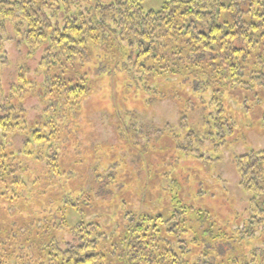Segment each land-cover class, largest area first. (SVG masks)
I'll list each match as a JSON object with an SVG mask.
<instances>
[{
    "label": "trees",
    "instance_id": "16d2710c",
    "mask_svg": "<svg viewBox=\"0 0 264 264\" xmlns=\"http://www.w3.org/2000/svg\"><path fill=\"white\" fill-rule=\"evenodd\" d=\"M143 2L0 0V54L8 22L16 38L22 39L28 55L42 46L41 98L43 103H49L43 110V122L29 126L15 112L11 101L14 93L6 96L0 80V204L4 214L8 213L10 204L24 217L28 215L26 205H32L28 197L33 193L22 194L25 189L22 175L27 173V165L21 156L45 161L42 181L51 178V173L57 174L58 145L64 126L75 123L81 109L80 97L92 88L80 71L83 65L94 73L101 70L107 76L123 77V88L128 93L134 89L142 102L147 103L155 96L162 98L166 93L161 87L176 78L181 87L172 89L173 97L188 95L185 104L197 97V102L205 103L210 109L208 134L217 145L233 131L225 116L227 105H223L221 99L227 87L264 96V0H163L158 11H145ZM71 3L75 12L65 14L62 28L52 24L43 10L44 6H49L55 12L63 9L66 13ZM80 6H84L85 12L80 11ZM106 14L110 16L109 24L103 20ZM208 92L212 94L206 101L204 96ZM17 134L25 136L19 153L7 150L6 146ZM187 138L186 146H181L178 138H174L176 149L184 153L192 151L191 141L196 138L193 131H189ZM235 165L241 189L253 195L249 202L250 217L244 222L243 232L238 233L244 235L243 239L255 240L263 247L244 249L233 260L223 262L225 258L221 264H264V150H251L238 156ZM38 180L33 178L32 185ZM57 216L58 213L46 216L42 211V215L29 220L25 231L33 228L48 235L57 225L49 219H58ZM172 217H176V213ZM202 218L203 215L198 217ZM38 221L42 222L41 227L37 226ZM182 222L177 231L163 227L181 246L186 241L179 239L184 232L182 226L186 224L184 219ZM64 224L60 221L57 226L62 228ZM95 226L94 223L76 226L77 245L67 244L65 249H60L50 240L45 251L37 247L31 249L32 260L38 264H180L179 257L169 248H164L163 252L151 248L155 238L147 235V223L140 221L139 226L133 227L130 219L123 230L124 246L116 247L111 238L110 249L102 246L103 236L97 233ZM13 230L21 232L20 227ZM222 233L219 237L224 236V240L219 243L214 242L211 233L207 236L209 240L202 245L204 264H211L207 259L212 258V254L221 259L220 249H224L225 243L234 242L237 236L231 238L229 233L223 230ZM9 235L7 233L6 240L14 245L15 239ZM92 236L95 238L91 239ZM195 236L191 242H197ZM146 245L150 246L149 251ZM20 248L2 249L0 264L31 263L27 247ZM169 254L171 257L167 258Z\"/></svg>",
    "mask_w": 264,
    "mask_h": 264
},
{
    "label": "rangeland",
    "instance_id": "374dc122",
    "mask_svg": "<svg viewBox=\"0 0 264 264\" xmlns=\"http://www.w3.org/2000/svg\"><path fill=\"white\" fill-rule=\"evenodd\" d=\"M162 5L163 0H144L142 8L158 11ZM69 8L66 13L63 9L55 12L49 6L43 10L52 24L62 28L65 14L75 12L73 3ZM79 9L85 12L84 6ZM103 20L109 24V14ZM6 27L0 54L1 84L6 96L14 93L11 101L15 112L23 117L25 124L33 126L43 122V110L49 104L41 98L44 73L39 61L43 47L28 55L12 25L8 22ZM80 71L92 88L80 97L81 109L75 123L64 126L58 145L57 174L51 173V178L42 181L45 161L21 156L27 165V173L22 175L25 185L22 194L33 193L28 197L32 205H26L28 215L23 217L8 203V213L4 214L0 204V252L26 246L30 252L29 264H38L32 260L31 249L45 251L50 240L60 249H65L67 244L77 245L79 237L75 228L80 223L96 225L97 233L103 236L104 248L110 249L111 238L116 247L122 248L123 230L130 219L133 227L139 226L140 221L147 223V235L155 238L151 248L157 252L169 248L179 257L180 264H204L202 245L207 243L210 233L215 243L222 242L224 236L219 237L222 230L231 238L237 236L234 242L225 243L224 249H220L221 259L216 254L207 259L211 264H221L225 258L223 262L233 260L244 249L263 247L238 233L243 232L244 222L250 217L249 202L253 195L241 189L235 165L238 156L251 150H264V96L261 93L257 97L255 93L227 87L221 99L227 105L225 116L233 131L217 145L208 134L210 109L205 103L197 102V97L190 104H185L188 95L173 97L172 89L181 87L176 78L169 80L170 86L161 87L166 93L162 98L155 96L147 103L142 102L134 89L128 93L123 88V77L107 76L101 70L94 73L84 65ZM211 94L204 96L206 101ZM189 131L196 138L191 141L192 151L184 153L176 149L174 138L186 146ZM24 140L25 136L15 135L6 145L7 150L19 153ZM33 178H39L35 185H32ZM61 194L68 197L62 199ZM42 211L46 216L58 213V219L49 220L57 225L63 221L64 226H54L48 235L33 228L25 231L29 220L42 215ZM200 215L203 220L198 219ZM183 219L186 224L179 239L186 241L181 246L163 227L177 231ZM41 225L38 221L37 226ZM13 227H20L21 232L16 233ZM7 233L15 239L14 245L6 240ZM194 235L197 242H191ZM145 247L150 250V246ZM170 257L171 254L167 258Z\"/></svg>",
    "mask_w": 264,
    "mask_h": 264
}]
</instances>
